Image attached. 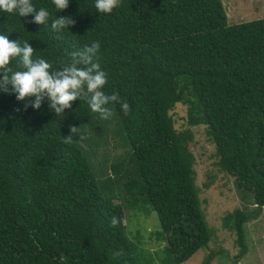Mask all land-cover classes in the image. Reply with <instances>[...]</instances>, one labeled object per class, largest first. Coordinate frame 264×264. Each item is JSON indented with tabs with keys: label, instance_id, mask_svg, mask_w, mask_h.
Instances as JSON below:
<instances>
[{
	"label": "trees",
	"instance_id": "1",
	"mask_svg": "<svg viewBox=\"0 0 264 264\" xmlns=\"http://www.w3.org/2000/svg\"><path fill=\"white\" fill-rule=\"evenodd\" d=\"M32 3L49 12V22L0 11V35L29 41L33 59L52 70L71 51L99 41L104 91L131 109L125 116L118 104L108 105L131 146L132 165L125 171L111 163L104 182L129 178L128 201L149 202L174 264L213 234L194 182L190 126L206 127L219 169L234 177L237 190L253 194L254 207H264V17L229 24L222 0H121L110 14L99 13L95 0H69L59 12L52 0ZM61 16L75 24L53 32L51 20ZM178 103L188 108L182 129L171 114ZM24 104L10 86L0 91V264H136L124 202L99 190L89 157V137L101 134L93 127L99 129V114L83 100L72 102L63 120L47 100L40 109ZM70 126L79 133L64 143ZM255 214L237 207L222 217L236 235L238 259L247 251L245 223Z\"/></svg>",
	"mask_w": 264,
	"mask_h": 264
},
{
	"label": "rangeland",
	"instance_id": "2",
	"mask_svg": "<svg viewBox=\"0 0 264 264\" xmlns=\"http://www.w3.org/2000/svg\"><path fill=\"white\" fill-rule=\"evenodd\" d=\"M222 3L229 24L264 17V0H222ZM187 110V105L178 103L171 111L177 129L187 126ZM93 127L101 131L100 136L91 135L87 142L89 148L92 147L89 157L98 178L97 185L104 195H115V202H124L125 234L134 247L136 264H174L165 242L159 238L161 226L149 202L143 198L132 204L128 201L124 185L129 178L124 175L120 180L115 178L108 187L104 182L107 178L105 174L112 176L109 169L111 163H121L125 171H129L132 165V149L124 140V130L116 113L109 120L100 118L99 129L97 125ZM190 128L193 132L189 148L194 156V182L198 188L200 207L213 228V234L206 246L179 264H201L211 252L215 255L210 264H264V207H254L253 194L237 190L234 177L219 169L215 147L207 137L206 127L195 125ZM205 183L209 186L205 187ZM237 207L256 213L245 223L247 251L239 259L235 257L239 252L235 233L222 226V217Z\"/></svg>",
	"mask_w": 264,
	"mask_h": 264
},
{
	"label": "clouds",
	"instance_id": "3",
	"mask_svg": "<svg viewBox=\"0 0 264 264\" xmlns=\"http://www.w3.org/2000/svg\"><path fill=\"white\" fill-rule=\"evenodd\" d=\"M57 12L66 10L69 0H52ZM121 6V0H95V8L99 13L110 14ZM0 11L9 14L17 13L20 17L33 15L32 23L46 25L49 22V12L41 7L39 10L32 0H0ZM75 21L70 16L55 17L51 20L53 32H62L74 26ZM99 41H93L90 46L85 45L71 51L69 60L65 61L57 70L43 58L33 59L35 49L29 41H10L7 35H0V91L15 94L17 101H24V110L29 102L33 109H40L43 101L47 100L51 111L64 119V110L72 108V102L85 101L91 111L98 113L103 120H109L115 115L110 104H118L125 116L131 109L126 101H122L118 93L106 94L104 91L108 83L107 73L99 64ZM19 64L12 66L13 60ZM34 98V99H31ZM19 111V109L17 110ZM70 135L64 136V143H72L73 135L79 133L77 126L69 127ZM85 137L80 135V139ZM120 221L111 218V226L115 227Z\"/></svg>",
	"mask_w": 264,
	"mask_h": 264
}]
</instances>
